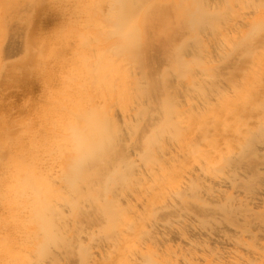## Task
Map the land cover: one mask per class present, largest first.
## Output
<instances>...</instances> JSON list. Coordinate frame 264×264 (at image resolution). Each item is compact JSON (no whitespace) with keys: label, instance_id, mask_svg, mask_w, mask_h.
Segmentation results:
<instances>
[{"label":"rangeland","instance_id":"374dc122","mask_svg":"<svg viewBox=\"0 0 264 264\" xmlns=\"http://www.w3.org/2000/svg\"><path fill=\"white\" fill-rule=\"evenodd\" d=\"M111 6L0 0V262L82 264L79 237L118 191L102 180L129 161L136 175L155 151L194 140L225 164L263 143L264 123L240 143L215 132L231 113L264 114V0H148L130 50ZM90 126L110 143L73 187Z\"/></svg>","mask_w":264,"mask_h":264},{"label":"bare ground","instance_id":"6f19581e","mask_svg":"<svg viewBox=\"0 0 264 264\" xmlns=\"http://www.w3.org/2000/svg\"><path fill=\"white\" fill-rule=\"evenodd\" d=\"M147 1L109 0L108 14L119 20L123 50L137 42L134 22ZM225 120L231 124L215 132L217 140L237 142L254 127H263L264 114L241 119L231 113ZM205 132L201 127L193 134ZM260 139L263 143L249 156L240 148L230 151L232 160L225 164L214 159L222 155L220 148L190 140L189 145L155 151L136 175L132 161L125 171L109 172L103 188L115 183L118 191L100 208L102 224L84 232V239L78 235L81 263L264 264V129ZM78 143L73 187L80 186L90 165L96 167L103 159L110 139L90 126ZM161 159L168 166L158 170L153 163Z\"/></svg>","mask_w":264,"mask_h":264}]
</instances>
